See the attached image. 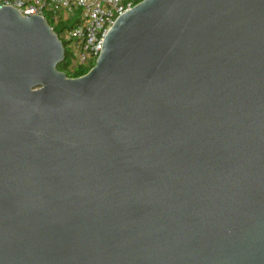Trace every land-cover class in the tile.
<instances>
[{
	"label": "water",
	"instance_id": "95a60500",
	"mask_svg": "<svg viewBox=\"0 0 264 264\" xmlns=\"http://www.w3.org/2000/svg\"><path fill=\"white\" fill-rule=\"evenodd\" d=\"M64 60L0 9V264H264V0H145Z\"/></svg>",
	"mask_w": 264,
	"mask_h": 264
},
{
	"label": "built area",
	"instance_id": "2783aa9c",
	"mask_svg": "<svg viewBox=\"0 0 264 264\" xmlns=\"http://www.w3.org/2000/svg\"><path fill=\"white\" fill-rule=\"evenodd\" d=\"M143 1L0 0V9L12 8L21 17L43 19L67 53L68 71L75 74L85 70L88 72L94 66L105 35L115 20Z\"/></svg>",
	"mask_w": 264,
	"mask_h": 264
},
{
	"label": "trees",
	"instance_id": "16d2710c",
	"mask_svg": "<svg viewBox=\"0 0 264 264\" xmlns=\"http://www.w3.org/2000/svg\"><path fill=\"white\" fill-rule=\"evenodd\" d=\"M64 58H65V60H64L63 64H61L60 66L57 67V71L64 73L67 78H76V77H79V76L87 73V70H85V71H81L79 73L71 74L67 69L68 58H67L66 51L64 52ZM91 67H93V66H91Z\"/></svg>",
	"mask_w": 264,
	"mask_h": 264
}]
</instances>
